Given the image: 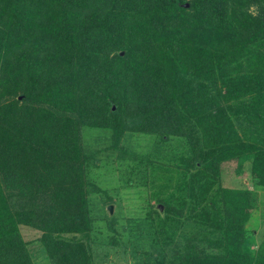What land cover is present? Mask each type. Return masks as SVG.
Listing matches in <instances>:
<instances>
[{"label": "trees", "instance_id": "trees-1", "mask_svg": "<svg viewBox=\"0 0 264 264\" xmlns=\"http://www.w3.org/2000/svg\"><path fill=\"white\" fill-rule=\"evenodd\" d=\"M114 160L155 202L143 264H264V0H0V264H34L23 227L93 264Z\"/></svg>", "mask_w": 264, "mask_h": 264}, {"label": "rangeland", "instance_id": "rangeland-1", "mask_svg": "<svg viewBox=\"0 0 264 264\" xmlns=\"http://www.w3.org/2000/svg\"><path fill=\"white\" fill-rule=\"evenodd\" d=\"M90 142L93 143L92 140ZM92 146H95V149H100L103 143ZM111 153L114 152L109 150L103 154L113 158ZM100 156L103 157L102 154ZM99 164L101 166L94 170L91 180L99 190H94L89 196L91 217L94 221V230L91 232L93 264H143L144 261H147L145 253L149 250L150 245L146 239L135 240L136 224L145 220L144 213L155 202L150 199L148 187L142 183L139 184L137 176H131L127 167L119 166L115 160L113 164L108 162L106 166H103L104 161ZM229 168L233 170L234 165ZM245 175L241 176L244 177L243 182L251 187L252 181L249 173L246 172ZM127 178H132L131 186H126L123 183ZM224 181L231 186L235 183L233 177H228ZM256 192L263 203L259 204L253 212L254 219L258 223V228L255 231L257 245L264 238V193L260 190H256ZM21 230L24 239L31 242L28 245V251L32 255L33 263L46 264L48 260L46 253L37 240L40 233L24 227ZM142 234L145 235V231H142ZM71 237V235L68 236V239ZM113 241L117 244L111 243ZM134 251L136 252L135 257Z\"/></svg>", "mask_w": 264, "mask_h": 264}, {"label": "water", "instance_id": "water-1", "mask_svg": "<svg viewBox=\"0 0 264 264\" xmlns=\"http://www.w3.org/2000/svg\"><path fill=\"white\" fill-rule=\"evenodd\" d=\"M112 109L114 110V107H112Z\"/></svg>", "mask_w": 264, "mask_h": 264}]
</instances>
